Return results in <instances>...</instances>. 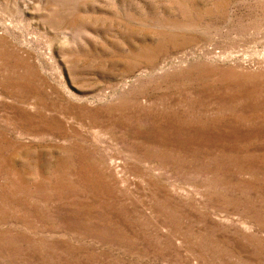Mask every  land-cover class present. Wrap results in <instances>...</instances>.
I'll return each mask as SVG.
<instances>
[{
	"label": "rangeland",
	"instance_id": "obj_1",
	"mask_svg": "<svg viewBox=\"0 0 264 264\" xmlns=\"http://www.w3.org/2000/svg\"><path fill=\"white\" fill-rule=\"evenodd\" d=\"M0 264H264V0H0Z\"/></svg>",
	"mask_w": 264,
	"mask_h": 264
}]
</instances>
